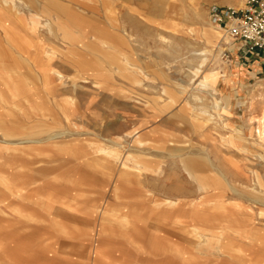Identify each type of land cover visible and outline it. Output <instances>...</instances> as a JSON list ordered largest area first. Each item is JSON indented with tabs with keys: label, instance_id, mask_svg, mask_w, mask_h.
<instances>
[{
	"label": "rangeland",
	"instance_id": "1",
	"mask_svg": "<svg viewBox=\"0 0 264 264\" xmlns=\"http://www.w3.org/2000/svg\"><path fill=\"white\" fill-rule=\"evenodd\" d=\"M239 1L34 0L63 15V33L32 58L54 56L65 80L54 96L39 82L44 100L26 104L32 120L17 134L64 135L0 156V264H264V54L226 44L208 15ZM213 69L221 112L193 90L195 71Z\"/></svg>",
	"mask_w": 264,
	"mask_h": 264
},
{
	"label": "bare ground",
	"instance_id": "2",
	"mask_svg": "<svg viewBox=\"0 0 264 264\" xmlns=\"http://www.w3.org/2000/svg\"><path fill=\"white\" fill-rule=\"evenodd\" d=\"M237 4L238 5H232V7L242 6L244 4V0H240ZM1 7H3V9L0 10L6 11V13L0 12V79L6 88V92H0V156H11V154L21 152L23 149L30 146H41L42 144H46L50 141H55L61 138V135H64L63 132L59 133L57 131L49 132L45 137L42 133L17 134V130L20 127H24L32 120V116L28 112L26 104L32 105L33 97L37 101L44 98V96L39 98V93H42V88L39 86V82H42V85L45 87H43V89L46 91L47 95L54 96L58 94L59 89V85L57 83L53 86L54 81L61 80L62 82L64 79V75L57 70L52 63L54 56L47 54V62L45 65H40V63L35 62L32 58L35 57L36 59H39L40 55H43V44L39 43H44L47 40L53 41V39L59 37L60 33H63L61 30L62 28L59 25L63 15L55 12L49 7L39 9L34 0H0V8ZM76 18L77 17L74 15H71L72 20ZM210 26H212V24H210ZM213 28L217 29V34L226 44L230 45L233 43L230 38L221 33L223 32L221 29L216 27ZM51 36H53V38H50ZM66 39L67 38L64 37L63 41L61 39L60 41L65 42ZM73 47L74 46L68 49V52L70 51L71 55H73V52L75 53ZM34 48H36L35 51H33ZM216 49L220 52L219 57L221 60L224 59L223 47L218 44ZM198 58L200 60L199 67L204 66L209 61L207 54L205 53L199 55ZM71 61L73 64L78 63L76 59H72ZM224 63L230 64V61H226ZM129 65L131 64H128V66ZM98 72L101 76L114 77L117 74L121 76L123 71L119 67L112 68L111 65H102L98 67ZM132 73H136L135 70H132ZM217 74L218 73L215 69L207 73H203L200 70L195 71V74L193 75H202L203 77L201 84L194 87L193 90L205 92L214 96L213 92L215 82L219 78V75ZM134 80L137 81L138 78H135ZM194 97L199 99L195 95ZM214 97L216 101L215 110L221 112L223 109L222 100L217 96ZM15 111H19V114H22L24 119L15 114ZM43 114L44 112L41 115L42 117L44 116ZM204 114L205 115L203 116L208 114L206 110H204ZM218 116L222 118L227 117L223 114H219ZM261 116L262 117L258 120V127L264 129V112ZM66 117L67 116H65V119L68 120V117ZM51 119L53 121L56 120L54 117ZM225 120L228 122V119ZM44 123L45 122L42 120L34 124ZM230 128H233L232 125ZM257 133L259 135V141L263 142L264 132L259 130ZM70 136H73V133H70ZM255 145H257V142L253 144V146ZM115 146L125 149V146L122 144H115ZM99 151L108 156L110 159L115 161L121 160V151H107L102 148L99 149ZM183 157L184 156L179 153L172 154L173 159H180L182 161L184 171L190 177L199 178L200 175L196 172L199 171L198 168L201 165L199 164V167L194 166L192 168L188 164V161H186ZM125 163L123 166L127 167ZM227 183L233 193L239 194V191L232 184H230V182ZM10 186L11 185L9 184V192H12V188H10ZM167 202L169 205L175 203L170 200H167ZM239 224L242 225L241 223ZM205 232H207L205 234L210 233L209 235L213 233L210 230H205Z\"/></svg>",
	"mask_w": 264,
	"mask_h": 264
},
{
	"label": "built area",
	"instance_id": "3",
	"mask_svg": "<svg viewBox=\"0 0 264 264\" xmlns=\"http://www.w3.org/2000/svg\"><path fill=\"white\" fill-rule=\"evenodd\" d=\"M208 15L214 27L241 44L244 55L264 54V0H246L243 8L214 6Z\"/></svg>",
	"mask_w": 264,
	"mask_h": 264
},
{
	"label": "crops",
	"instance_id": "4",
	"mask_svg": "<svg viewBox=\"0 0 264 264\" xmlns=\"http://www.w3.org/2000/svg\"><path fill=\"white\" fill-rule=\"evenodd\" d=\"M178 153L180 154V152H178ZM178 153H174V154H178ZM172 154H173V153H171L170 156H172ZM182 156H184L183 158L186 159V161H188V155L185 154V155H182ZM179 160H180V159H179ZM183 170H184V166H183ZM186 174H187V173H186ZM187 175H188V174H187Z\"/></svg>",
	"mask_w": 264,
	"mask_h": 264
}]
</instances>
